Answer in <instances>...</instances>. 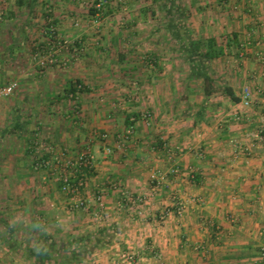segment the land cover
Wrapping results in <instances>:
<instances>
[{"label":"crops","instance_id":"crops-1","mask_svg":"<svg viewBox=\"0 0 264 264\" xmlns=\"http://www.w3.org/2000/svg\"><path fill=\"white\" fill-rule=\"evenodd\" d=\"M127 1L129 11L122 12L117 0H110L114 10L95 30L91 4L84 9L83 0H0V85L13 79L19 84L13 98L0 97V138L5 132L27 142L20 148L19 142L0 139V219L12 218L9 225L29 236L41 230L60 239L94 227L113 229L92 264H128L127 252H135V264H259L264 144L249 130L254 122L264 124V0H175L185 10L181 26L193 38H215L223 46L208 65L238 98L217 89L201 115L202 80L190 77L171 23L174 14L153 0ZM156 5L160 14L147 10ZM47 20L80 47L73 66L42 69L35 61L25 66L22 37ZM85 21L88 26L82 27ZM23 68L28 81L22 82ZM77 81L84 89L68 96L65 90ZM24 82L27 93L21 92ZM54 84L62 88L53 92ZM243 87L251 91L247 108L240 102ZM26 104L27 111L21 110ZM143 111L150 113L149 122ZM17 117L29 123L10 131ZM130 126V140L116 148V134ZM260 129L264 132V125ZM38 133L49 164L34 170ZM106 146L111 153L105 154ZM175 146L169 160L166 147ZM237 147L249 152L236 153ZM86 149L92 169L84 185L62 192L61 176L75 179L63 162ZM173 165L178 174L170 172ZM158 174L161 185L155 187ZM76 200L82 202L77 207ZM177 201L184 205L181 215L175 214Z\"/></svg>","mask_w":264,"mask_h":264},{"label":"trees","instance_id":"trees-1","mask_svg":"<svg viewBox=\"0 0 264 264\" xmlns=\"http://www.w3.org/2000/svg\"><path fill=\"white\" fill-rule=\"evenodd\" d=\"M158 6L162 5V9L166 14L172 16L174 19L171 21L174 28L176 39L181 44V54L185 57L186 61L191 66V78L202 80V93L204 97L203 105L200 110V115L203 114L205 109V101L212 94V92L220 89L229 99L238 101L233 89L227 82L217 80L214 77V72L210 69L208 63L216 56L224 52L221 44H218L215 38H207L206 40L195 39L191 36L185 24L181 26L186 19L185 10L183 7L175 5V0H153ZM92 13H94L93 8ZM78 82V81H77ZM66 94L75 93V83L65 90ZM24 119V120H23ZM26 118L17 117L13 120V125L10 131L18 130L22 124H28L29 120ZM2 220L3 232H0L1 240L10 248L15 249V254L23 256L29 264H77L86 256H89L96 249H100L103 245L109 242L112 236V230L109 227H97L87 232L74 236L71 239H60L53 237L50 233L41 230L31 232V238L34 239L33 244H25L23 241H16L12 244L9 234L13 232L10 225ZM36 231H38L36 233Z\"/></svg>","mask_w":264,"mask_h":264},{"label":"built area","instance_id":"built-area-1","mask_svg":"<svg viewBox=\"0 0 264 264\" xmlns=\"http://www.w3.org/2000/svg\"><path fill=\"white\" fill-rule=\"evenodd\" d=\"M122 1H125V0H122ZM105 2H106V0H98V2H95L94 7H93V9H95V10H94V13H92V15L97 16V14L101 11V8H102L101 5ZM48 32L50 34H52L54 32L52 26H50V30H48ZM49 33H47V31L46 32L44 31V34H43L44 37L46 34H49ZM50 34H49V36H51ZM58 43L60 44V47H64L65 49H70L72 52V55H70L72 57L71 58L66 57L64 60H62L61 64L65 65L66 62L69 61V59L76 60V56L78 54V51L80 50V47L77 44L71 43L69 40H65V39H63L61 42L58 41ZM54 54H55V51L52 50L51 48L46 49L45 46H43V45L36 46L35 51H34V58L36 60L38 67L43 69L44 67L51 66L52 64H55L57 61V58ZM16 88H17L16 80H12V81L8 82L7 84L0 85V97H6L8 95H11ZM75 88H76L77 92H75L74 94L68 93V96H70V97H73L74 95L76 96V94L79 91H82L84 89V85L82 82L78 81V82H75ZM240 97H241L240 102H241V104H243V106L248 107L251 105L252 97H251V91L248 87L242 88ZM77 114H78V111L76 110V114H75L76 117H77ZM141 117L143 118V120L145 122H149L151 120V115L148 111H143L141 113ZM235 118L238 119L239 116L236 115ZM132 132H133V127L130 126V127L126 128L123 132L116 134V140H115L116 148H118V149L124 148V146L126 145V142L130 140V138L132 136ZM101 137L105 139L107 137V135L105 133H102ZM253 138L258 143L264 144V133L262 130H259L258 132L253 134ZM37 142H38V140H35V139L33 140L34 148L37 151V153L34 157V162H33L34 170H39L42 167H46L49 164V160L43 158V155L40 152L41 147L38 146ZM42 146H45L43 144V142H42ZM48 148H50V146H48ZM244 149H239V150L249 152L247 147ZM166 150L168 153L167 158L169 160H172L175 156L176 151L178 150V146L166 147ZM104 152H105V154L111 153V148L106 146L104 148ZM199 154H201V151L198 153V155ZM56 160H57V162H61L60 158H57ZM63 164L65 167H71L72 172L75 175V179H72L70 175H65V174L62 175L61 176L60 189L62 192H65V193L66 192L67 193L75 192L79 187L84 185L85 175L88 171H91V169H92L91 152L86 149L85 151L77 154L74 159H72V160L70 159L67 161L65 160V162H63ZM169 170L173 174H178V172H179L178 167L176 165H173ZM161 178H162V174H158L157 176H155V175L153 176V180H154L153 185L155 187H158L161 185ZM95 199L98 201L100 206H102V202H101L102 200H101V194L100 193H96ZM81 203L82 202L80 200H76V201H74V206L77 207ZM183 210H184L183 203L181 201H177L176 202V208H175V214L181 215L183 213ZM165 211L166 212L164 215H167L169 213V211H167V210H165ZM260 235H261L263 241L259 245L258 254H259L260 260L262 262H264V226L260 228ZM127 260L134 262L133 255L132 254L127 255Z\"/></svg>","mask_w":264,"mask_h":264},{"label":"rangeland","instance_id":"rangeland-1","mask_svg":"<svg viewBox=\"0 0 264 264\" xmlns=\"http://www.w3.org/2000/svg\"><path fill=\"white\" fill-rule=\"evenodd\" d=\"M109 1L110 0H106V2L105 3H103L101 6H102V8H101V11L97 14V16L96 15H92V19H91V22H90V27H91V29H98V28H100V22H101V19L106 15V14H109L110 12H112V10H114V9H109L108 7H110L109 6ZM116 1V0H115ZM151 1V0H150ZM95 2H98V0H83V5H84V9H87V7H88V5H86V3H90L91 5V8H93L94 7V4H95ZM117 4H119V7L118 6H116V8H117V10H119V11H122V12H126V11H129L128 10V1L127 0H125V1H122V0H117ZM178 5V4H177ZM112 8H114V7H112ZM149 12H152V10H153V12H158V14H160L161 13V10L157 7V5L155 6V7H148V9H147ZM2 11V12H1ZM0 16L3 14V9H2V7H0ZM73 23H75V20L73 21ZM81 23V22H80ZM38 24L39 25H36L35 27H34V29L32 28V31H29L30 29H31V27L29 28V29H27L25 32V36L24 37H22L23 38V46L25 47V50H26V55H24V57L22 58L23 59V61L25 62V66L27 67L29 64L28 63H30V61L32 62V61H35L36 62V60H35V58H34V51H35V47L36 46H41V45H43V46H45L44 44H45V41H46V39L47 40H49L48 42H49V44H48V47H47V49H49V48H51L52 50H54L55 51V56H56V58H57V61H56V63L55 64H52L51 66H53V65H56V64H59V67L61 66L62 68H65V67H71V66H73V64H75V62L76 61H78L79 59H80V56H81V54H77V56H76V60H71V59H69V61L68 62H66V64L65 65H63V64H61V62H62V60H64L66 57H68V58H71L72 56H70V55H72V52H71V50L70 49H65L64 47H60V44L58 43V41L59 42H61L63 39H65V40H69L71 43H75V44H77L75 41V39H72V38H70V37H64V36H61L58 32V29H57V25H55L54 23H52L50 20H47L46 22H38ZM50 26H52V28H53V30H54V32L52 33V34H50L49 32H48V30H50ZM85 26H88V24H87V22L85 21L83 24H82V27H85ZM185 27H186V25H185ZM44 31L46 32L47 31V33H49L51 36H49V34H46L47 35V37H44ZM31 44H32V46H31ZM34 44H35V46H34ZM39 44V45H38ZM70 44V43H69ZM50 46V47H49ZM34 47V48H33ZM33 48V49H32ZM30 49V50H29ZM32 49V50H31ZM27 50H29V51H27ZM61 51H63L64 52V55H61L62 53H60ZM67 53V55H65ZM60 67V68H61ZM22 69V68H21ZM23 69H25V68H23ZM66 69H69V68H66ZM62 70H64V69H62ZM21 74H23L21 77H18V78H21L22 79V82L23 81H28V79H27V76L28 75H26V73H27V69H25V70H23V72H20ZM13 80H16V82H17V88L14 90V92L11 94V95H8V96H6V97H3V98H6V99H8L9 97L11 98H13L14 96H15V94H18L17 92H18V90H19V84H18V80L17 79H13ZM12 81V80H11ZM196 81V80H195ZM22 89H21V92L22 93H27L28 92V89H29V85L26 83V82H24L23 84H22V87H21ZM62 87L61 86H59V85H57V84H54L53 86H52V91L53 92H55V91H59L60 89H61ZM6 102L7 101H4V103L6 104ZM8 103V102H7ZM252 104V103H251ZM251 106V105H250ZM249 107V106H248ZM27 108H28V106H27V104L24 106H22L21 107V110H25V111H27ZM247 108V107H246ZM20 109V108H19ZM9 118H10V116H9ZM57 118H60V117H57ZM56 118V119H57ZM34 119V118H33ZM46 124L47 123H49V122H51V119H47V118H45V121H44ZM43 122V123H44ZM53 122H55V121H53ZM33 123H35V120H33ZM52 123V122H51ZM50 123V124H51ZM263 123V120H260L259 122H254V124L253 125H250V126H252L253 128L251 129V130H249V131H251V132H253V134H255L256 132H258L259 131V129L260 128H262V126L264 125V124H262ZM5 124H6V122H5ZM256 125H258V126H256ZM40 128H41V125H40ZM260 130H262V129H260ZM263 131V130H262ZM264 133V132H263ZM6 133L5 132H2L1 133V135H3V136H1V138H4L5 139V141H10V142H14V143H18L19 142V144H20V148H23L24 146H26V144H27V142H26V140H24L25 138H22V137H20V138H18V137H15L14 135H9V136H7V135H5ZM5 135V136H4ZM32 136V135H31ZM34 137H36V139L35 140H40V142H41V140H42V142H43V144H44V140L45 139H43V134L42 133H38V134H34L33 135ZM40 136V137H39ZM251 136V135H250ZM0 138V139H1ZM4 141V142H5ZM256 141V140H255ZM45 145V144H44ZM239 151H241V150H239V148L237 147V148H235V152L237 153V152H239ZM249 151V150H248ZM254 150H252V152H253ZM1 207H2V205H1ZM0 207V208H1ZM5 207H6V205H5ZM6 218V217H5ZM14 218V217H13ZM11 219L12 218H9V219H6L5 221V223H7L8 225L9 224H12V222H11ZM158 220H160V219H158ZM20 228V227H19ZM95 228V227H94ZM13 229V228H12ZM21 229L22 228H20V229H13V232L11 233V234H9V238L11 239V241H10V243L12 244L13 242H16V241H23L24 243V246H26L25 244H28V243H30V244H32L31 243V241L33 240V239H30V241L28 242V240H29V233H27L25 230H22L21 231ZM3 230V228L2 229H0V232ZM3 232V231H2ZM38 231H36V233H37ZM113 232H114V230L112 229V235H113ZM105 245H103L100 249H96L95 251H93V253L91 254V255H89V256H86L84 259H83V261H81V262H79V263H77V264H92L93 263V257H96V253H98L99 251L98 250H101L103 247H104ZM150 250V249H149ZM151 250H154V249H152L151 248ZM156 252L157 251H155V254H156ZM129 254H132L133 255V259H134V262H132V261H128L127 260V255H129ZM157 254H159L158 252H157ZM124 256H123V258H124V260L128 263V264H135L136 262H137V260H136V256H135V252H127V253H125V254H123ZM258 262H259V264H264V262H262L261 260H260V258H259V260H258ZM0 264H29L28 263V261L23 257V256H20V255H18V254H15V249L14 248H10L9 246H7L2 240H1V238H0ZM144 264V263H143Z\"/></svg>","mask_w":264,"mask_h":264}]
</instances>
